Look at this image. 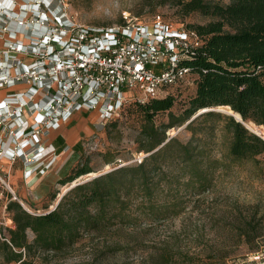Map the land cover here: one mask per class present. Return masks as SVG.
I'll return each mask as SVG.
<instances>
[{
  "label": "trees",
  "instance_id": "1",
  "mask_svg": "<svg viewBox=\"0 0 264 264\" xmlns=\"http://www.w3.org/2000/svg\"><path fill=\"white\" fill-rule=\"evenodd\" d=\"M171 1L182 16L199 12L208 18L203 23L184 25L200 39L199 45L182 60L189 67L187 79L194 85L193 93L178 114L169 110L174 104L169 88L178 83L164 86L163 96H149L143 102L135 99L134 104L145 121L140 148L147 153L132 162L116 158L109 171L73 183L53 209L33 213L7 193L5 209L11 215L12 227L0 240L7 262L33 264L32 259L41 253L46 256L59 253L81 239L103 235L109 217L119 215L127 203L122 197L135 198L139 191L152 204L154 188L160 183L166 187L174 173L187 175L185 183L192 188L195 184L207 187L217 169H229L251 159L258 163L257 155L264 160V139L232 115L214 110L216 106H228L242 121H251L264 131V0ZM203 108L212 109L197 112ZM164 111H168V122L155 125L153 116ZM217 117L224 120L218 136L211 122L198 125L199 120ZM174 125H184L189 137L182 140L177 135L165 134ZM56 139L61 149L65 143L61 136ZM213 146L220 151L213 153ZM72 148H81V140ZM91 171V166L84 162L70 173L60 175L57 182L63 185ZM56 193H51L50 198L54 199ZM117 206L118 211L113 210ZM250 221L242 216L228 223L240 229L235 237L253 248L260 243L256 235L250 234ZM229 239L214 238V255ZM160 255L163 264H169L175 252L166 247Z\"/></svg>",
  "mask_w": 264,
  "mask_h": 264
},
{
  "label": "rangeland",
  "instance_id": "2",
  "mask_svg": "<svg viewBox=\"0 0 264 264\" xmlns=\"http://www.w3.org/2000/svg\"><path fill=\"white\" fill-rule=\"evenodd\" d=\"M67 3L68 12L77 22L93 25L119 23L124 14L148 21L158 13L172 24L183 26L208 20L199 12L180 15L177 5L171 0H67ZM193 91L194 85L188 79L171 86L169 93L174 96V104L169 110L178 114ZM134 102L133 96L126 97L116 118L104 122L97 117L92 118L85 131L80 133L81 148L64 150L65 145L60 149L55 144L64 153L60 156V152V158L58 156L53 166L43 174L24 177L19 161L0 159V240L12 227L11 215L5 209L9 199L7 193L11 194L10 198L21 201L29 211L41 213L52 208L57 196L69 185L109 171L116 158L132 162L137 156L147 153L140 148L144 117ZM214 108L229 114L225 109ZM80 113L90 119L94 111ZM168 119V111L153 116L155 125L166 123ZM75 121L76 117L67 125H73ZM209 122L214 125L215 135L222 133V118L199 120L198 125ZM55 130L60 131L61 127L51 129L50 133ZM165 134L177 135L182 140L189 137L183 125H174ZM64 138L68 142L69 133H65ZM219 151V147H212L213 153ZM106 157L112 159L106 161ZM256 158L260 159L258 163L251 159L229 169L215 170L207 187L195 184L192 188L185 183L187 175L174 173L173 180L166 187L160 183L154 188L152 204L141 197L139 191L135 198L122 197L127 203L119 215L109 217L103 235L81 239L59 253L47 256L41 253L32 259L33 264H163L160 254L166 247L175 252L169 264L264 262V160L259 155ZM84 162L91 166V172L63 185L57 182L60 175L70 173ZM50 171L53 177H48ZM55 191L56 197L51 199V193ZM113 210L118 211V206ZM242 216L251 220L248 225L250 234L257 236L260 245L252 248L249 243H242L235 237L240 229L228 222ZM28 236L31 238L32 234L29 232ZM226 237L230 239L223 242L224 245L222 243L214 255V238L223 240ZM0 264H17L3 258L1 245Z\"/></svg>",
  "mask_w": 264,
  "mask_h": 264
},
{
  "label": "built area",
  "instance_id": "3",
  "mask_svg": "<svg viewBox=\"0 0 264 264\" xmlns=\"http://www.w3.org/2000/svg\"><path fill=\"white\" fill-rule=\"evenodd\" d=\"M199 42L158 13L93 25L77 22L67 0H0V159L19 161L24 177L45 173L62 152L51 129L75 111L104 122L126 97L143 102L186 81L182 60Z\"/></svg>",
  "mask_w": 264,
  "mask_h": 264
},
{
  "label": "crops",
  "instance_id": "4",
  "mask_svg": "<svg viewBox=\"0 0 264 264\" xmlns=\"http://www.w3.org/2000/svg\"><path fill=\"white\" fill-rule=\"evenodd\" d=\"M92 111H94V113H93V116L90 117V119L88 118V115H86V117L81 116L80 111L73 112L72 116L70 117V119L68 121H66V122H63L60 125V127H61L60 131L55 130V131H53L52 133L49 134V139L48 140L52 141L54 145L56 144L57 146H59L56 138H57V136H61V138L63 139V142L65 143V147H66L64 150L72 147L73 144L76 143L79 140L81 131H83V130L85 131V129L87 128V126H88L87 123L90 120H92V118L97 117L96 116L97 115L96 110H92ZM88 113H90V112H88ZM74 117H76L75 123L73 125L68 126L67 124H69L71 119H73ZM80 118L84 119V122H82L81 124H79V122L81 120ZM65 133L66 134L69 133V141L68 142L64 138ZM64 150L62 151V153H60V156L64 153ZM60 156H59V158H60ZM48 177H53V173L51 171L48 174Z\"/></svg>",
  "mask_w": 264,
  "mask_h": 264
},
{
  "label": "bare ground",
  "instance_id": "5",
  "mask_svg": "<svg viewBox=\"0 0 264 264\" xmlns=\"http://www.w3.org/2000/svg\"><path fill=\"white\" fill-rule=\"evenodd\" d=\"M216 108L217 109H225V110H227V111H231V112H233L232 110H231V108H229L228 106H224V105H220V106H216ZM204 109H207V108H203V110ZM235 115H236V117H238V114L236 113V112H233ZM82 122H84V119H81L80 120V122H79V124H81ZM247 123V126L250 128V129H252V130H254L255 132H257L258 134H260V136H262L263 138H264V131H263V129H262V127H260V126H258V125H256L255 123H253V122H251V121H248V122H246ZM75 182V181H74Z\"/></svg>",
  "mask_w": 264,
  "mask_h": 264
},
{
  "label": "water",
  "instance_id": "6",
  "mask_svg": "<svg viewBox=\"0 0 264 264\" xmlns=\"http://www.w3.org/2000/svg\"><path fill=\"white\" fill-rule=\"evenodd\" d=\"M210 109H212V108H210ZM210 109H204V110H202V111H206V110H210ZM201 111V112H202ZM230 115H232L236 120H238V121H240V122H242L248 129H250L248 126H247V123L246 122H244V121H242V119H241V116L238 114V117H236V115L233 113V112H231V111H227ZM199 113V112H198ZM187 123V122H186ZM185 125V124H184ZM183 125V126H184ZM251 131H253V132H255L254 130H252V129H250ZM256 134H258L257 132H255ZM258 135H260V134H258ZM262 137V136H261ZM263 138V137H262ZM264 139V138H263ZM73 184H71V185H69V187L70 186H72ZM67 189V188H66ZM66 189H64L63 190V192H61L58 196H57V199L55 200V202H54V205H53V207L51 208V209H53L55 206H56V204L58 203V201H59V199H60V197H61V195L64 193V191L66 190ZM15 198V197H14ZM19 203L24 207V205L22 204V202L21 201H19ZM25 209H27L26 207H24ZM28 210V209H27ZM257 264H264V262H261V263H257Z\"/></svg>",
  "mask_w": 264,
  "mask_h": 264
}]
</instances>
